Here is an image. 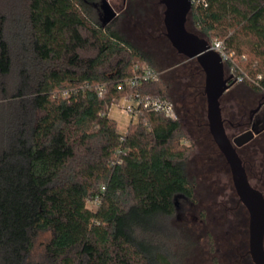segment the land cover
Returning a JSON list of instances; mask_svg holds the SVG:
<instances>
[{"label": "trees", "instance_id": "trees-1", "mask_svg": "<svg viewBox=\"0 0 264 264\" xmlns=\"http://www.w3.org/2000/svg\"><path fill=\"white\" fill-rule=\"evenodd\" d=\"M99 1L0 0V264H181L189 236L176 217L194 196L190 150L208 139L205 153L223 154L201 116L207 104L188 107L198 130L187 145L169 81L119 87L136 62L160 68L115 19L103 25ZM187 25L246 54L262 79L242 83L264 90V0H195ZM137 91L174 112L143 109L121 133L109 108Z\"/></svg>", "mask_w": 264, "mask_h": 264}, {"label": "flooded vegetation", "instance_id": "flooded-vegetation-1", "mask_svg": "<svg viewBox=\"0 0 264 264\" xmlns=\"http://www.w3.org/2000/svg\"><path fill=\"white\" fill-rule=\"evenodd\" d=\"M139 1L141 3H137L138 0H129L128 9L125 12H118L116 18L120 21H127L129 20L128 16L133 15V11L139 13L143 10L147 11L148 5L156 9L154 11V17L155 14L157 17H161L159 18V34L160 36H165L164 39L168 42L165 41L166 43L164 42L160 45L163 48L162 56L167 59L166 61L170 62L172 60L168 66L173 71V74L168 78L171 88L175 84H179L178 88L186 96L191 93L190 88L193 87L195 92L197 94L199 93L200 98H203L205 89V73L203 69L199 68L195 59L180 53L167 36V29L164 22L166 0ZM187 23L188 16L186 27L189 31L195 32L188 27ZM177 54L184 57L186 59L185 62L175 64L174 57ZM152 56L157 60L153 54ZM236 88L246 89L252 96H239L234 91ZM221 106L226 131L233 143L239 135L248 132L252 133H250L251 138L244 144L236 146V149L243 162L250 184L260 190L264 195V95L245 83L235 81L223 94ZM198 156L201 159L198 162L195 163L196 158L192 159L194 161L192 165H196V167L193 166V170L202 174L205 166L198 165L197 163H201L202 161L204 163V160L207 162V159L213 162V157L205 152L199 153ZM221 157L226 165L224 166L231 174V180L229 181L230 192H225V196L228 199L217 200L215 198L211 200L210 206L204 211V215H197L195 211L196 202L194 200L196 194L194 191L193 199L187 200L189 213L193 221L199 220L201 229L203 230L202 234L205 237L206 246L208 247L205 253L207 256H210V262L213 264H255L250 247V214L237 194L227 159L224 154ZM215 189L216 187L213 184L212 191L209 190V193L213 194V191H216ZM230 201L232 202L229 204L228 202ZM178 209L180 210V205H178ZM190 241L192 242V246L194 242H198V237L193 231L190 233Z\"/></svg>", "mask_w": 264, "mask_h": 264}, {"label": "rangeland", "instance_id": "rangeland-1", "mask_svg": "<svg viewBox=\"0 0 264 264\" xmlns=\"http://www.w3.org/2000/svg\"><path fill=\"white\" fill-rule=\"evenodd\" d=\"M111 5L114 7V9L117 12H125L129 6V0H108ZM137 3H141L139 0ZM101 4L102 0L99 1V3L95 4V6L101 11ZM147 11H142L141 13L137 11H133V15L128 16L129 20H118V18H115L114 28L120 33L127 41H129L132 45L139 48L140 50L153 54L156 57V61L159 65L160 71H161V78L163 75V78H165L168 81V78L173 74V71L170 70L168 67L170 62L172 60L166 61L162 56V49L160 45H162L166 39H164L165 36H160L158 27L160 26V19L161 17H157L155 14L154 17V11L156 9L152 8L151 5H148ZM161 8V7H160ZM162 10V8H161ZM150 13V14H149ZM101 15V12H100ZM124 15V14H122ZM131 17V18H130ZM161 37V39H159ZM162 42V43H161ZM167 42V41H166ZM165 42V43H166ZM168 43V42H167ZM244 49L249 52L250 50L246 47ZM250 54V52H249ZM251 55V54H250ZM175 64H181V62H185V58L180 55H175L174 57ZM179 68V67H178ZM163 71V72H162ZM163 73V74H162ZM175 84V83H174ZM179 84H175L173 88H170V92L174 97V100L176 102V107L179 110V119L181 120L183 124V131L186 134L185 137L182 139V143L185 144H191L190 141V132L192 130H198V128L192 124L193 122V114L188 112V107L196 108L195 102H201L203 105L202 107L206 108V99L203 98H197L196 92L191 87L190 91L191 93L188 95H184L179 88ZM242 90V91H240ZM235 93H238L239 96H252L250 92H248L246 89H238L236 88ZM260 92L264 95V90H260ZM176 93V94H175ZM241 93V94H240ZM176 96V97H175ZM180 98V99H178ZM180 102V103H179ZM124 103L121 102L119 104H115L112 106L110 111V117H112L117 124V128L121 133H125L128 129V125L131 122V120L136 119L135 116L125 112L121 107ZM193 105V106H192ZM175 106V105H174ZM195 106V107H194ZM203 119L206 118V111L203 110L201 114ZM200 117V116H199ZM197 118V117H196ZM189 123V124H188ZM196 128V129H195ZM198 143V141L196 140ZM211 145L212 141L206 139L204 141H201L198 145L200 148H197L193 146L190 150L191 155L189 157V165L187 167V173L190 177H193L195 179V194L194 200L196 202V212L197 215L203 214L204 211L208 206H210L211 200L217 198V200H227L228 197L225 196V192H230V183L231 180V174L228 171V169L225 167V163L220 155L217 156L211 148L206 150L209 151L210 154H213V162L209 161L207 159L204 160V163H197L201 166H205L204 172L202 174H199L194 171L193 168L196 167V165H192L194 161L192 159L196 158V162H198L200 159V156H198L199 153L205 152V146ZM203 147V148H201ZM209 148V147H208ZM202 149V150H201ZM212 165V166H211ZM225 165V166H224ZM194 166V167H193ZM212 168V169H211ZM199 172V171H198ZM195 173V174H194ZM207 175V176H206ZM212 184V185H211ZM214 184V187H216V191H213L214 193L210 194L209 190L212 189ZM212 191V190H211ZM232 201L228 202L229 204ZM88 206L95 208V204L91 201H88ZM182 206V209H181ZM189 204L188 202H181L180 204V210H179V218L178 215L176 217L177 222L182 223L185 226V235H187L188 241L182 245V248L184 249V253L180 256V262L181 264H213L210 262V256H207L205 251L208 250V247L206 246L205 237L202 234L201 225L199 223V220L193 221L191 214L189 213ZM193 231V233L198 237V242H194L192 246V242L190 241V233ZM195 231V232H194ZM202 234V235H201ZM50 238V233H43L39 236V239L36 242V247L33 252V258H38V256L43 251L44 245L47 242V240ZM177 248L181 246L180 243H178ZM176 249V246H175ZM178 250V249H177ZM216 263V262H215Z\"/></svg>", "mask_w": 264, "mask_h": 264}, {"label": "water", "instance_id": "water-1", "mask_svg": "<svg viewBox=\"0 0 264 264\" xmlns=\"http://www.w3.org/2000/svg\"><path fill=\"white\" fill-rule=\"evenodd\" d=\"M192 0H166L164 22L167 36L180 53L197 59L205 73L207 117L212 137L230 165L235 189L250 214V247L255 264H264V195L254 188L248 179L236 146L247 142L251 132L229 138L224 124L221 99L235 82L227 76L224 62L218 52L211 49L210 42L186 27ZM118 16L108 0H102L101 20L108 25ZM252 134V133H251Z\"/></svg>", "mask_w": 264, "mask_h": 264}, {"label": "built area", "instance_id": "built-area-1", "mask_svg": "<svg viewBox=\"0 0 264 264\" xmlns=\"http://www.w3.org/2000/svg\"><path fill=\"white\" fill-rule=\"evenodd\" d=\"M195 0H192V2ZM211 49L218 52L224 62L225 69H227L229 76H232V79L236 82H245L250 81L258 86H261L262 74L253 75L251 74L246 67L243 65V62L247 60L246 54H239L236 50L228 49L225 42L219 39H215L210 42ZM161 79V71L152 66L149 62L143 60L136 62L133 68V74L127 78L123 83L119 84V87L122 88L124 84H129L131 87L139 88L143 83L150 81H159ZM99 96L103 97L106 89L105 85H99ZM64 96H67V91H64ZM123 102L122 109L138 117L141 110L145 109L147 111L153 112H174V104L168 99H143L140 92L137 91L131 96H126L120 99L117 103ZM113 104V105H115ZM112 105V106H113ZM112 106L109 108V115ZM130 124V123H129ZM129 126V125H128ZM127 131V130H126ZM121 140H124V137H121ZM121 149L118 151L121 153ZM122 159H118L117 162H122ZM105 186H103V190ZM99 199H96L93 203L96 205Z\"/></svg>", "mask_w": 264, "mask_h": 264}, {"label": "crops", "instance_id": "crops-1", "mask_svg": "<svg viewBox=\"0 0 264 264\" xmlns=\"http://www.w3.org/2000/svg\"><path fill=\"white\" fill-rule=\"evenodd\" d=\"M163 72V71H162ZM163 74V73H162ZM162 78H163V75H162ZM165 79V78H164ZM166 80V79H165ZM246 89H247V87H245ZM176 94V93H175ZM176 97V96H175ZM178 99H180V98H178ZM180 103V102H179ZM177 107H178V105H177ZM177 111H178V113H179V110L177 109ZM206 118H207V126H208V129H209V122H208V117H207V109H206ZM196 126V125H195ZM196 129V128H195ZM192 132V131H191ZM191 132H190V135H191ZM209 132H210V130H209Z\"/></svg>", "mask_w": 264, "mask_h": 264}]
</instances>
